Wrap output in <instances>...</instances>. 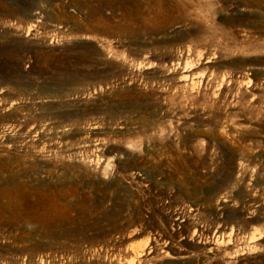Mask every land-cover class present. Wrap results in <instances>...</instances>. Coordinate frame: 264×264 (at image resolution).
Listing matches in <instances>:
<instances>
[{
	"label": "rangeland",
	"instance_id": "rangeland-1",
	"mask_svg": "<svg viewBox=\"0 0 264 264\" xmlns=\"http://www.w3.org/2000/svg\"><path fill=\"white\" fill-rule=\"evenodd\" d=\"M0 264H264V0H0Z\"/></svg>",
	"mask_w": 264,
	"mask_h": 264
},
{
	"label": "bare ground",
	"instance_id": "bare-ground-1",
	"mask_svg": "<svg viewBox=\"0 0 264 264\" xmlns=\"http://www.w3.org/2000/svg\"><path fill=\"white\" fill-rule=\"evenodd\" d=\"M183 71H184V73H189V70L188 69H184ZM186 76H189V75L186 74ZM246 78H247V76H244V79L245 80H246ZM191 79H192L193 83H195L197 81V79H200V77L198 75H196V74H193ZM175 214L177 215V217L174 219L176 221L175 224H180L182 221L185 220V214H183V213H175ZM255 234L256 233H254V235ZM157 245L158 244H153L150 247V250H149L148 253L154 252L157 249ZM163 247H167V245L165 244ZM144 253H145V250L144 249H140V250L139 249H136V250H134V256H135V258L144 255Z\"/></svg>",
	"mask_w": 264,
	"mask_h": 264
}]
</instances>
